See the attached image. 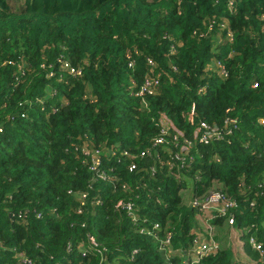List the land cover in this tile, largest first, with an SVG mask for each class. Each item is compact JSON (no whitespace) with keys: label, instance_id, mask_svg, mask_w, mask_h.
Here are the masks:
<instances>
[{"label":"trees","instance_id":"obj_1","mask_svg":"<svg viewBox=\"0 0 264 264\" xmlns=\"http://www.w3.org/2000/svg\"><path fill=\"white\" fill-rule=\"evenodd\" d=\"M234 234L264 264V0H0V264H238Z\"/></svg>","mask_w":264,"mask_h":264},{"label":"built area","instance_id":"obj_2","mask_svg":"<svg viewBox=\"0 0 264 264\" xmlns=\"http://www.w3.org/2000/svg\"><path fill=\"white\" fill-rule=\"evenodd\" d=\"M152 65L153 62L149 61ZM157 82L146 81L145 84L141 87L138 92V96H144L146 94H152L155 91V87ZM257 84H254V87H257ZM204 130L205 132L202 135V142L207 143L210 142L213 138L219 136L218 130H211L205 124H202L199 131ZM157 144H162L163 140L158 139ZM235 204L233 202L228 201L224 196L220 194H211L202 204L195 203L194 206H202L204 210L216 211L221 214H225L230 208H232ZM158 226H156L157 228ZM259 248V247H258ZM214 249L213 244L209 243H200L199 248L196 250V254L199 258L206 257L209 253Z\"/></svg>","mask_w":264,"mask_h":264},{"label":"rangeland","instance_id":"obj_3","mask_svg":"<svg viewBox=\"0 0 264 264\" xmlns=\"http://www.w3.org/2000/svg\"><path fill=\"white\" fill-rule=\"evenodd\" d=\"M236 237H237V235L234 234V236L232 238L233 239V245H232V247H233V249L235 251H238V249H239L240 252H241V254H242L241 257H240V260H238L237 263L238 264H253L254 262H252V260H250L246 255H244L243 251L240 248V247H243L244 246V243H240L239 240H236ZM222 239H224V238H223V236L221 234L218 237L216 235V240L217 241H220ZM225 247H226V245H225Z\"/></svg>","mask_w":264,"mask_h":264}]
</instances>
